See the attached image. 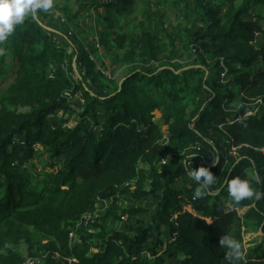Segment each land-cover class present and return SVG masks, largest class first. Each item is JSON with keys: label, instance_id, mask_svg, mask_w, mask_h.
Masks as SVG:
<instances>
[{"label": "trees", "instance_id": "1", "mask_svg": "<svg viewBox=\"0 0 264 264\" xmlns=\"http://www.w3.org/2000/svg\"><path fill=\"white\" fill-rule=\"evenodd\" d=\"M137 1L93 5L103 33L123 34L120 82L97 68V40L51 29L43 10L0 43V264H22L21 243L45 264H230L222 237L241 244L233 264H264V0H175L185 11L172 30L159 5L138 17ZM180 51L194 64L179 63ZM201 166L215 182L194 199L188 173ZM234 177L260 198L233 202ZM119 193L151 197V222L87 231L83 215L110 198L116 215ZM250 232L261 241L246 248Z\"/></svg>", "mask_w": 264, "mask_h": 264}, {"label": "rangeland", "instance_id": "2", "mask_svg": "<svg viewBox=\"0 0 264 264\" xmlns=\"http://www.w3.org/2000/svg\"><path fill=\"white\" fill-rule=\"evenodd\" d=\"M158 1H161V4H158ZM175 0H149V2H142V6L140 7V14L138 17L142 18L144 14L148 11H151L155 6L160 7L161 11H163V18L165 21V25L169 30H172L175 25L181 20L182 11H185L182 7L177 8L173 6L172 3ZM188 1V0H187ZM96 0H53V7L45 13L49 16V21L47 23L48 27L51 29L63 34L66 36V32L71 33L70 39L80 38L84 39L89 43H93L94 41H98L96 46L97 49L91 51L93 58L96 62L97 68L103 71V75L109 76L114 82H120L123 78L124 68L118 62V57L121 55L122 51L117 46V42H123V34L117 31V34H113L112 32L103 33L104 31L101 28V16L97 15V10L94 8V3ZM139 2V0L137 1ZM191 3V1L189 0ZM99 2H97L98 4ZM262 14L264 15V8H261ZM260 10V11H261ZM99 11H103V7L99 9ZM100 21V22H99ZM113 40V46H105V43L108 44ZM264 41V33L257 36L258 44ZM176 60L183 64H194L195 58H192L187 51L179 52L176 54ZM76 60H72L73 70L75 71V76L83 77V79L88 82V78L84 75L80 74ZM202 68V67H201ZM67 73V74H66ZM65 74L68 76H73V73H70L68 68L65 67ZM72 74V75H71ZM207 78V74L204 77V80ZM112 87V86H111ZM94 93L102 94L103 91H99L97 89H93ZM70 100L73 101L71 104L77 111L82 110V102L83 99H80L78 96L72 97ZM99 112L102 111L101 108H98ZM161 113L157 110L154 111V117L159 119ZM69 126H73V122L77 119V115L74 113H69L64 116ZM51 121L57 125L58 124V116H53ZM31 166V162L28 163ZM34 172H38L40 170V165L31 166ZM137 184L135 182L128 183L127 187L130 191H133L136 188ZM144 190L148 189V180H145L143 183ZM113 198L105 200L103 203L97 205V210L93 214V216L89 219V223L87 225V231L91 232L94 230H98L94 225L99 224L105 227L106 229H113L116 231H124L127 230V225L132 224L136 220H142V223L148 224L151 222V214L155 209V203L151 199L141 198L135 200L134 197L127 193H119L117 199L114 201L115 205V214L110 213L111 202ZM239 213H243V209L239 210ZM244 244L246 248H251L257 245L261 241L260 232H250L244 233ZM163 239H169L165 230L162 233ZM79 242L78 235L74 233L72 239L70 238V244H76ZM16 251L22 255L23 260L29 259L30 257L37 258V264H45V259L43 255L31 256L28 253V248L25 243L19 244L16 248ZM93 247L91 251H94ZM170 261V260H169Z\"/></svg>", "mask_w": 264, "mask_h": 264}, {"label": "clouds", "instance_id": "3", "mask_svg": "<svg viewBox=\"0 0 264 264\" xmlns=\"http://www.w3.org/2000/svg\"><path fill=\"white\" fill-rule=\"evenodd\" d=\"M53 7V0H0V43L14 32L16 26L22 24L27 16L36 19L38 10L48 11ZM0 54H3V49H0ZM215 163V162H214ZM189 176L200 184L194 192V199L201 198L205 195V190L211 188L215 182L213 174L206 167L191 169ZM228 195L230 199L239 203L242 200L256 196L260 198L261 193H254L246 180H241L239 177H234L230 181H226ZM220 245L226 247L228 251V259L230 264L238 262L243 258L241 244L230 238L222 237Z\"/></svg>", "mask_w": 264, "mask_h": 264}, {"label": "built area", "instance_id": "4", "mask_svg": "<svg viewBox=\"0 0 264 264\" xmlns=\"http://www.w3.org/2000/svg\"><path fill=\"white\" fill-rule=\"evenodd\" d=\"M97 2H100V3H106L108 2V0H96ZM105 200L97 203L100 204V203H103ZM92 216L91 215H83V221H84V224L85 225H88L89 223V219L91 218ZM74 236V233H70L69 234V238L72 239V237ZM66 260L69 262V263H72V262H75L76 260L74 258H66ZM37 258H33V257H30L29 259H26L22 262V264H37Z\"/></svg>", "mask_w": 264, "mask_h": 264}]
</instances>
